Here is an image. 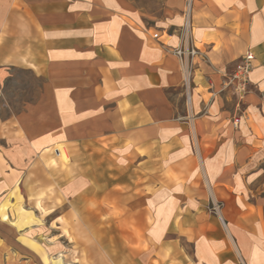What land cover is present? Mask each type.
Segmentation results:
<instances>
[{"label": "crops", "instance_id": "obj_1", "mask_svg": "<svg viewBox=\"0 0 264 264\" xmlns=\"http://www.w3.org/2000/svg\"><path fill=\"white\" fill-rule=\"evenodd\" d=\"M186 2L0 0V84L19 70L42 85L0 125V264L39 262L40 228L42 264L69 245L88 264H237L232 245L251 263L264 246V0L192 1L189 83L173 53ZM248 51L242 115L225 82ZM38 193L41 227L20 200Z\"/></svg>", "mask_w": 264, "mask_h": 264}, {"label": "rangeland", "instance_id": "obj_2", "mask_svg": "<svg viewBox=\"0 0 264 264\" xmlns=\"http://www.w3.org/2000/svg\"><path fill=\"white\" fill-rule=\"evenodd\" d=\"M41 81L36 79L31 73L27 72V71H13L11 73V75L8 77V79L6 81H4V83L0 84V125L5 122H7L10 118H13L15 115H19L22 112H24L25 108L30 105V104H34L37 99L39 98L40 95V90H41ZM64 151V152H63ZM59 152L61 154L60 156V161L63 163V166H68L70 165V156L68 155V152L65 148L63 147H58L57 150L55 151H50V153L52 154H56L57 156H59ZM64 153V154H63ZM52 167L53 168H58L57 163L52 162ZM35 172L32 173L34 174V178H35V185L39 187L38 190H41V179H43V176L46 177L47 179L49 178L48 175L43 174L42 171V167L37 166L34 168ZM56 186H54L55 188ZM131 187L135 189H137L138 187V183H131ZM20 188L22 189V191H24L25 194V188L24 186L20 185ZM53 188V187H52ZM21 192V190H20ZM133 192V190H132ZM22 194V193H21ZM52 195H55V193H53ZM54 197V196H53ZM20 200L23 203V208L24 210H26V207L28 206L29 208L32 207L35 211V217L34 220L39 223L38 227L42 225V221L43 218L45 217L44 212H43V198H42V194H36V196L32 199H23L22 197H20ZM53 200H57V199H52V206L54 207H58L60 206V204L56 201ZM56 202V203H55ZM64 204V205H63ZM62 207L68 206L70 205L68 202L65 204L63 203ZM10 204H8L5 208H2L1 212H5L4 215L0 212V217L2 218V221H5L7 223L10 222L11 217L9 215V211H10ZM12 209V208H11ZM21 212V211H20ZM17 213L16 216H22L21 213ZM58 212H56L55 214L52 215V219L55 218L57 216ZM12 217H15L14 214H12ZM49 216L47 215V218ZM47 221H49V218L47 219ZM57 223V222H55ZM62 225L63 227V234L67 235V237L70 239V241H74V238L72 235H70L71 230H70V226H69V222H66L65 220L62 221ZM54 233H57L58 230L56 228V226L54 225ZM37 230V234H35V241H36V245L35 250H36V255L40 258L39 262H36V264H42V255H43V247L41 244L38 245V241H43V230L40 229H36ZM22 232V231H21ZM2 233H4V235H10L12 234V231H8V230H3ZM36 233V232H35ZM71 237V238H70ZM57 241L59 238L58 237H53L52 241ZM65 240L68 242V240L66 238H63L62 241L65 242ZM66 245V244H65ZM67 246V245H66ZM68 256H61L60 259L64 260L63 262H67V264H88L85 258V255L79 253V248L78 247H73V245H69L68 247ZM232 250H233V254L235 255V261L237 264H264V246H253V245H249L247 246V249L249 251V253H253V261L251 263L248 262H242L241 260V255L239 254L237 248L235 246L232 245ZM255 249H257L258 253L255 254ZM81 254V255H80ZM254 254L256 255L254 257ZM53 256V255H52ZM58 256V255H56ZM55 257H51V262L56 264V262H54ZM20 259H23V257ZM66 260V261H65ZM77 260V261H75ZM83 260V261H82ZM63 262H60L61 264H64ZM1 264H4V262H2Z\"/></svg>", "mask_w": 264, "mask_h": 264}, {"label": "built area", "instance_id": "obj_3", "mask_svg": "<svg viewBox=\"0 0 264 264\" xmlns=\"http://www.w3.org/2000/svg\"><path fill=\"white\" fill-rule=\"evenodd\" d=\"M192 1L187 0L184 16V25L182 27L183 32V45L174 49L173 53L179 58L182 69L186 75V83L191 80V73L193 70V59L200 56V51L196 47H187L191 43V32H192ZM155 39L159 38V34L154 35ZM256 57L253 52H246L242 58L238 61L233 71L227 77L225 82V88H231L233 93L236 95L238 103L237 109L243 115V103L245 97L250 92L252 81L251 74L255 68ZM241 122V117L234 119V125L238 127Z\"/></svg>", "mask_w": 264, "mask_h": 264}]
</instances>
